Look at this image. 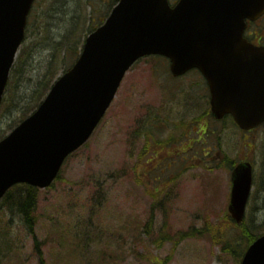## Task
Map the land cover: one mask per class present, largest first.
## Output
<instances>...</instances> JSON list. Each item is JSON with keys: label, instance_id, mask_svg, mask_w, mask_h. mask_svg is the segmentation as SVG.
Returning <instances> with one entry per match:
<instances>
[{"label": "rangeland", "instance_id": "obj_1", "mask_svg": "<svg viewBox=\"0 0 264 264\" xmlns=\"http://www.w3.org/2000/svg\"><path fill=\"white\" fill-rule=\"evenodd\" d=\"M35 4L17 57L22 74L0 109V139L33 106L45 74L71 66L111 11L102 0ZM252 29L264 30V19ZM194 70L176 78L164 57L136 62L90 140L52 186L37 190L35 236L18 204L26 188L0 201V264H240L246 231L264 233V125L246 132L213 118L208 84ZM243 159L254 165L245 230L228 212L232 168ZM163 231L170 238L158 241Z\"/></svg>", "mask_w": 264, "mask_h": 264}, {"label": "water", "instance_id": "obj_2", "mask_svg": "<svg viewBox=\"0 0 264 264\" xmlns=\"http://www.w3.org/2000/svg\"><path fill=\"white\" fill-rule=\"evenodd\" d=\"M34 2L0 0V106ZM263 15L264 0H119L40 105L0 140V199L17 183L49 187L90 139L128 70L146 55L169 58L174 76L199 69L217 119L231 114L245 130L264 124V46L244 37L247 21ZM252 186V163L238 164L228 207L238 224ZM241 264H264V235Z\"/></svg>", "mask_w": 264, "mask_h": 264}, {"label": "trees", "instance_id": "obj_3", "mask_svg": "<svg viewBox=\"0 0 264 264\" xmlns=\"http://www.w3.org/2000/svg\"><path fill=\"white\" fill-rule=\"evenodd\" d=\"M104 1L109 7H108V10L116 5V3L119 1V0H102ZM107 10V11H108ZM39 13L37 11V4H35V7H34V10L31 14V17H30V22H29V27L27 28V34L32 26V22L33 24L36 23V20H37V17H38ZM109 14H107L108 16ZM106 16V17H107ZM86 19V15H84L82 17V21L84 22ZM102 20V18H101ZM103 22V20L101 22H99L97 25L93 26L91 29H90V32L92 30H94L95 28H97L101 23ZM71 26H74V23L71 25ZM77 29H79L80 25L79 23H77ZM67 34L69 32H66ZM64 38H66L69 42L71 41V37L69 35H64ZM79 53H80V50H79ZM25 54V49L22 53V56ZM78 56V55H77ZM152 57H160V56H152ZM70 67V66H69ZM69 67H66L64 70L68 69ZM54 73V71H48L45 76L42 78V80L39 82V89H37L35 92H36V95H34V104L33 106L26 110V113H29L31 111H33L35 109V107H37L39 105V103L42 101V99L45 97L46 93L48 92V90L50 89L54 79L58 76V73H55L53 76L52 74ZM19 74H22V71H21V67H20V59L18 58L14 64V67L12 69V74H11V82L12 80L14 79V77L16 78L17 75ZM11 84V83H9ZM38 86V85H37ZM10 86H8L9 88ZM7 91H9V89H7ZM8 93V92H7ZM229 118H231L230 116H228ZM16 187H19V188H22V187H25L26 188V192L24 193H21L20 194V198H19V206H21L20 210L21 212L24 213L26 219H27V224H28V229H29V232L35 236V225H36V215H35V212H36V204H37V188L33 187V186H30V185H26V184H18L16 185L14 188ZM12 188L6 195V197L4 198V200L8 199L11 195V192L12 190L14 189ZM151 219H150V222H149V225H147L148 229L151 227L150 223H152L153 221V215H151ZM241 227L245 230V224L244 222L241 224ZM246 233H248L249 235V244H251L258 236L262 235L263 233L259 234V235H255L254 233L250 232V231H246ZM190 236V233H182L180 235V238H186V237H189ZM170 236L166 233H164V231L159 235V238H158V241H161L162 239L163 240H167L169 239ZM247 245V247H248ZM247 247L245 246V250L247 249ZM244 250V252H245ZM243 252V253H244ZM242 253V255H243ZM242 257V256H240ZM41 260H43V258H41Z\"/></svg>", "mask_w": 264, "mask_h": 264}, {"label": "flooded vegetation", "instance_id": "obj_4", "mask_svg": "<svg viewBox=\"0 0 264 264\" xmlns=\"http://www.w3.org/2000/svg\"><path fill=\"white\" fill-rule=\"evenodd\" d=\"M246 36L251 42L258 44V45H264V36L261 35V31L249 28L246 31ZM179 138H180L179 142H180V145H182V147L180 148L178 154L179 155L184 154V153L186 154L187 153V148H186L187 135L186 134H184V136L181 135ZM173 140H178V137H174ZM193 149L199 150V147L197 146V144ZM198 158H199L198 153L196 152L194 159H198Z\"/></svg>", "mask_w": 264, "mask_h": 264}]
</instances>
